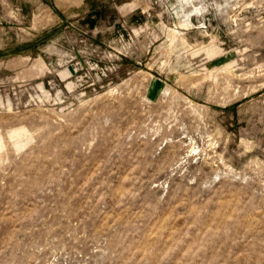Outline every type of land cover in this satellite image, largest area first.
Here are the masks:
<instances>
[{
  "label": "rangeland",
  "instance_id": "374dc122",
  "mask_svg": "<svg viewBox=\"0 0 264 264\" xmlns=\"http://www.w3.org/2000/svg\"><path fill=\"white\" fill-rule=\"evenodd\" d=\"M0 264H264V0H0Z\"/></svg>",
  "mask_w": 264,
  "mask_h": 264
},
{
  "label": "bare ground",
  "instance_id": "6f19581e",
  "mask_svg": "<svg viewBox=\"0 0 264 264\" xmlns=\"http://www.w3.org/2000/svg\"><path fill=\"white\" fill-rule=\"evenodd\" d=\"M181 6H183V5H181ZM190 14V13H189ZM189 18V17H188ZM186 21V20H185ZM188 21V20H187ZM184 24V23H183ZM187 25V24H186ZM191 25V24H190Z\"/></svg>",
  "mask_w": 264,
  "mask_h": 264
}]
</instances>
